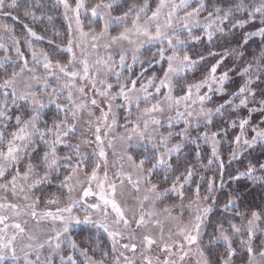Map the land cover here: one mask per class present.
I'll return each instance as SVG.
<instances>
[{"label":"snow or ice","instance_id":"1","mask_svg":"<svg viewBox=\"0 0 264 264\" xmlns=\"http://www.w3.org/2000/svg\"><path fill=\"white\" fill-rule=\"evenodd\" d=\"M0 264H264V0H0Z\"/></svg>","mask_w":264,"mask_h":264},{"label":"rangeland","instance_id":"2","mask_svg":"<svg viewBox=\"0 0 264 264\" xmlns=\"http://www.w3.org/2000/svg\"><path fill=\"white\" fill-rule=\"evenodd\" d=\"M46 3L49 2V0H45ZM52 3H54V0H51ZM49 7H51V3H49ZM62 13V8H51V11L49 14H51L54 18L52 21V25L55 26L56 29L60 30L62 33L64 31V28L66 27L65 22L63 20V17L61 15ZM17 27L19 29V24L17 23ZM47 36L52 35V29L49 27V30L47 33H45ZM63 37L57 39V43H63ZM42 47H47V43L44 42L41 44Z\"/></svg>","mask_w":264,"mask_h":264},{"label":"trees","instance_id":"3","mask_svg":"<svg viewBox=\"0 0 264 264\" xmlns=\"http://www.w3.org/2000/svg\"><path fill=\"white\" fill-rule=\"evenodd\" d=\"M53 20H54V18H53ZM37 31L40 32V31H41V27H37ZM255 39H256V41H257V43H258L260 38L257 37V38H255ZM250 47H251V49H255V48H256V44H253V45H251ZM256 118L258 119L259 117H256ZM237 166H238V165H235V164L233 165V167H237ZM253 195H257V193H256L255 190H253ZM258 199H259V198L257 197V202H258Z\"/></svg>","mask_w":264,"mask_h":264}]
</instances>
